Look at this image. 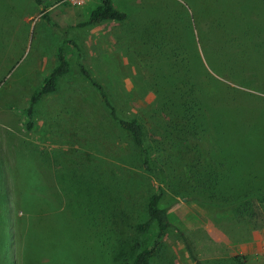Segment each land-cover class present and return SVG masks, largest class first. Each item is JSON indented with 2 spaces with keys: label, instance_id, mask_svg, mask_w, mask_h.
Wrapping results in <instances>:
<instances>
[{
  "label": "rangeland",
  "instance_id": "374dc122",
  "mask_svg": "<svg viewBox=\"0 0 264 264\" xmlns=\"http://www.w3.org/2000/svg\"><path fill=\"white\" fill-rule=\"evenodd\" d=\"M98 2L85 0L76 6L68 0H47L46 20L32 0H0L7 9L6 28L11 36L8 51L0 54L4 76L0 82V258L6 254V264H129L157 229L154 223L147 232L135 229L146 218L154 177L141 169L129 140L111 123L97 92L79 74L73 47L64 48L70 72L61 78L57 92L35 105L32 129L24 125L23 109L30 94L56 64L58 47L65 46L68 38L75 40L82 61L119 113L137 116L151 132L149 136L159 130V114L157 93L146 80L151 72L164 71L168 49L183 47L184 51L176 47L177 57L169 61L188 69L209 120L239 121V131L227 137L239 167L252 173L237 175L249 182L252 192L264 194V79L246 77L255 79L246 88L241 81L234 83L237 75L231 79L216 74L199 42L195 50L190 32L192 28L195 35L199 28L213 34L238 29L250 35L252 30L264 33V27H252L264 24V0H113L130 15L128 22L77 26ZM206 19L235 27L232 32L215 24L209 30ZM142 24L150 28L147 38ZM170 32L179 43L156 36H171ZM145 38L151 50L148 45L144 48ZM208 43L210 50L217 47L220 54L227 52L214 38ZM229 43L240 46L237 40ZM20 44L25 46L21 55L15 49L20 50ZM222 57H218L220 64ZM157 143L160 140L151 143L155 159L163 148ZM189 160L187 155L184 162ZM179 166L172 172L164 165L163 176L177 177L170 178V185L162 181L161 204L169 206L168 211L176 205L182 211L197 208L198 229H185L179 219L174 217L175 222L169 217L185 233L196 258L226 259L222 264H264V215L257 212L238 221L229 205L207 202L194 174H189L184 163ZM194 197L203 201L188 200ZM245 243L251 245L242 247ZM232 256L238 259L228 261ZM151 264L195 261L182 237L170 230Z\"/></svg>",
  "mask_w": 264,
  "mask_h": 264
},
{
  "label": "trees",
  "instance_id": "16d2710c",
  "mask_svg": "<svg viewBox=\"0 0 264 264\" xmlns=\"http://www.w3.org/2000/svg\"><path fill=\"white\" fill-rule=\"evenodd\" d=\"M32 1L35 6L40 7L43 11L41 17L49 20L45 11L47 0ZM6 10L5 6L0 5V16L2 17L0 20V54H5L9 49L8 45L11 43V36L6 28V19H8L5 14ZM129 17L130 15L126 11L120 10L114 5L113 0H99L98 4L90 11L89 17L76 25L84 27L105 21L128 22ZM205 23L210 26L209 30L215 24L217 26H219L218 24L223 25L222 27H225L227 31H232L235 27V25L232 27L221 20L206 19ZM142 26L145 33L144 36L146 35L147 38V34L151 33L149 31L150 28L147 25L145 26V24H142ZM257 26L264 27V24H252V27ZM191 29V43H193L196 50V42H199L205 61L216 74L220 76L225 74L231 79H233L232 76L237 75L234 83L241 81L246 88H251L250 83L255 80L250 79L248 81L249 79L246 77L253 76V78L264 79V45H262L264 33H260L261 30L257 32L252 30L253 35H250L251 33L245 31V29L238 28V32L234 33L213 34L211 31H204L198 28L199 32L194 35ZM170 33L171 36L162 33L156 36L170 42L172 40L173 43L178 42L179 39L173 37L177 35ZM196 36L199 38L198 41H196ZM146 38L142 44L144 48L148 45L151 50L150 42H147ZM210 38H214L217 43H221L227 52L220 54L221 52L217 50V47L215 50H210L208 47ZM230 40H237L240 46H232L229 43ZM223 41H226V43L224 44ZM63 42L66 45L58 47L56 64L40 85L30 94L28 104L23 109L26 116L24 121L26 129L30 130L33 127L35 105L44 96L57 92L61 78L70 72V63L64 55V48L67 46L73 47L77 53L76 59L79 74L97 92L104 108L108 112L111 123L115 124L119 131L124 134V137L129 140L131 147L137 154L141 169L154 177V185L150 188L145 207L146 218L137 222L135 229L138 232H147L153 223L157 229L152 240L135 252L129 264H151V260L160 252L165 236L170 230L182 237L186 243L187 251L195 261V264H222L223 261H227L221 258L203 261L197 259L193 254V249L187 243L185 233L169 219V206L161 204L164 197L162 183L166 182L170 185V178L177 177V174L168 175L166 173L164 176L162 174L165 172L164 165L173 172L177 167H180L179 165L184 163V167L188 169L189 174H194V179L197 181L198 186H203L207 202L229 205L232 214L238 221H242L245 216H254L257 212L264 215V194L261 195L263 191H259L260 193L252 192L249 182L243 176L237 175L252 173V170L247 169V167H239L240 162L236 159L237 157L234 155L231 143L228 141L227 136L239 131L237 130L239 121H235V118L227 121L225 117L223 120H214L215 123L207 118L206 111H204L199 97L196 95L197 88L192 76L187 71L188 69L177 66L176 61H169L170 57H177L178 48L179 51H184L183 47L174 46L167 50L169 58L166 59L164 71L159 70L160 73L158 74L151 72L152 76L150 74V77L146 80L151 90L157 93L158 97L155 102L159 114L156 119L159 130L157 133L152 130V135L149 136L151 132L149 130L146 131L145 124L137 116H126L119 113L105 87L94 78L91 70L82 61V54L80 49L77 48L75 40L68 38ZM245 42H252L258 46L254 48L250 46L251 48H249V45H245ZM20 46L22 47L20 50L15 47L19 55L25 50V46H22V44ZM255 49L260 51L257 52ZM219 55L223 56L221 64L218 61ZM2 72L0 71V82L4 77ZM153 124L155 125V123ZM228 126H231V128L229 129ZM215 134L218 135V138L214 136ZM157 140H160V143L157 144L163 148L161 147L162 153H160L158 159H155V152L152 151L154 146L151 143H156ZM187 155H189L190 160L184 162V158ZM181 181H179L180 184ZM188 200L203 201L200 198L198 199V197ZM237 259L238 256H232L228 261L235 262ZM0 262L1 264H6L8 256L3 254Z\"/></svg>",
  "mask_w": 264,
  "mask_h": 264
},
{
  "label": "crops",
  "instance_id": "0c3cea01",
  "mask_svg": "<svg viewBox=\"0 0 264 264\" xmlns=\"http://www.w3.org/2000/svg\"><path fill=\"white\" fill-rule=\"evenodd\" d=\"M195 208V207H194ZM193 209V208H192ZM194 211H197L196 209H193ZM194 211L189 210H181L179 208V205H176L170 211H168V216L176 222L173 218L179 219L180 223H182L183 227H186L185 229H198L201 227V221L199 214H195ZM251 245L250 243L241 244L242 247Z\"/></svg>",
  "mask_w": 264,
  "mask_h": 264
},
{
  "label": "built area",
  "instance_id": "2783aa9c",
  "mask_svg": "<svg viewBox=\"0 0 264 264\" xmlns=\"http://www.w3.org/2000/svg\"><path fill=\"white\" fill-rule=\"evenodd\" d=\"M68 1H69V3H70L71 5H76V6H78V5L82 4L85 0H68Z\"/></svg>",
  "mask_w": 264,
  "mask_h": 264
}]
</instances>
